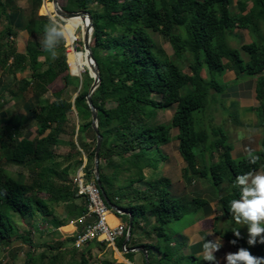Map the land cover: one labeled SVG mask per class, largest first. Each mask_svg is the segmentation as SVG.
I'll return each mask as SVG.
<instances>
[{"label": "trees", "instance_id": "1", "mask_svg": "<svg viewBox=\"0 0 264 264\" xmlns=\"http://www.w3.org/2000/svg\"><path fill=\"white\" fill-rule=\"evenodd\" d=\"M251 2L249 9L246 2L241 3L240 11L232 8L233 0H66L62 6L88 11L93 17L91 47L101 81L92 99L104 138L100 181L109 198L134 215L128 247L147 248L151 264H210L202 256L183 253V247L173 243L167 225L192 210L209 206L215 197L219 198L227 221L233 224L230 201L240 198L239 188L234 186L236 177L264 168V43L254 39L241 49L229 43L236 28L256 32L261 23L264 26V0ZM32 3L30 16L21 15L18 21L20 14L13 9V0H0V67L15 78L17 72L29 71L17 82L16 93L17 100L25 101L26 112L8 115L0 110V246L19 239L25 243L32 241L30 229L20 230V218L34 226V219L40 216L43 222L59 227L85 213L86 201L77 194V186L70 178L75 158H83L85 153L87 177L95 178L96 132L87 101L94 78L87 68L81 78L71 74L65 40L57 47L55 59L43 49L41 41L50 16L43 8L44 14L38 12L43 0ZM15 26L30 36L24 52L16 46ZM155 32L169 40L173 54L157 42ZM41 54L44 60L40 59ZM187 54L192 56L188 58L189 71L179 62ZM74 62L73 59L72 66ZM229 69L237 76H251L255 82L259 101L255 111L263 129L261 148L253 153L260 157L255 165L248 163V155L242 159L233 157V146L223 128L214 130L213 139L196 117V112L206 107L212 88L219 90L223 85L217 74L223 76ZM60 76L65 87L51 92L49 85ZM72 84L77 88L74 100L63 96L65 88ZM29 91L32 95L26 99L25 93ZM171 108L174 112L169 122H157L158 111ZM32 121L37 126L34 136L24 131ZM173 129L177 130L176 135ZM173 139L178 140V151L187 162L199 153H208L211 158L219 148L223 149L218 160L199 167L185 166L182 170L189 181L194 177L210 180L214 190L215 185L228 180L232 184L230 190L219 197L196 195L186 202L172 195L170 177L149 178L147 171L159 166L153 151L161 150ZM61 157L68 161L64 167ZM6 163L25 167L27 175L7 168ZM112 165L114 170L109 173L107 168ZM133 168L135 172L130 171ZM125 169L129 180L122 184ZM121 174L122 180L116 187L115 178ZM140 182L146 187L136 186ZM122 199L127 201L123 203ZM59 209L64 212L62 217ZM117 215L129 222L128 214ZM214 219V231L227 239L235 252L243 247L253 255V246L242 234L243 239H238L237 244L231 243L237 239L234 231L242 233L240 225L234 223V231L229 224L218 229L219 217ZM124 238L125 235L117 241L121 249ZM75 239L73 235L47 244L57 250L52 254L29 250L23 264H66L62 245L74 243ZM72 250L69 254L77 260L74 264H94L86 255L90 250H82L78 259L77 249ZM136 253L128 251L125 256L133 261Z\"/></svg>", "mask_w": 264, "mask_h": 264}, {"label": "rangeland", "instance_id": "2", "mask_svg": "<svg viewBox=\"0 0 264 264\" xmlns=\"http://www.w3.org/2000/svg\"><path fill=\"white\" fill-rule=\"evenodd\" d=\"M51 2H52V0H44L38 12L40 14H44L46 12L47 14L49 13L48 15L54 16L55 18H57V16L55 15V11L52 10V3ZM245 2L248 4L247 9H249L250 6H252L251 0H233L232 8L235 11H240L241 3H245ZM65 3H66V0H59V4L61 6H63ZM32 7H33L32 0H13V9L19 11V14H20L17 18L18 21H20L21 15H23L25 17L30 16V14L32 12ZM42 8L44 9L45 12H43ZM66 22H67V20L65 22H63V24H65ZM15 28L18 30H21V28H18L17 26H15ZM77 34H79L80 37L74 43V47L76 49H77V47L83 48L84 46L82 44V42H83L82 41V30H81L80 26L77 29ZM25 35L21 34L20 43L22 46L27 47L28 40L30 39V36H28V35L25 36ZM154 36H155V39L157 40V42L162 44L163 47L167 50V52L169 54H173V52H174L173 47L167 38H165L162 34L157 33V32L154 33ZM254 39L259 41V43H264V26L262 23L260 24V29L256 32H252L247 28H236L234 30L233 34H231V36L229 37V43L231 46L241 49L242 45L244 43L252 42ZM64 43L65 44L67 43V39H65ZM60 44H62V42ZM16 46H17V44H16ZM68 47L71 48V44L65 46V53L67 52ZM242 54L245 58H247L245 51L242 50ZM66 56H67V54H66ZM187 56L188 57H184L182 59H179V62L182 65H184L185 71H189V68H188V61L189 60H188V58L189 57H190V59L192 58L191 54H187ZM87 59H88V57H87ZM88 61H89V59H88ZM91 66H92L91 63L88 62V67L91 68ZM229 70H231V69H229ZM69 71L71 72V65H70ZM75 71L77 73L81 72L76 65H75ZM203 73L205 76H208L206 70H204ZM230 75H233V74H227L224 76L217 74V76L223 81L222 82L223 85L220 87L219 90L212 88L211 93L207 99L206 107L204 109L196 112V117L199 120L200 124L202 125V126L201 125H199V126H201V128H205L206 130H208L209 133L211 134V138H213V139L215 138V135H214L215 129L217 130L220 127L221 129L223 128L226 133H228V130H231L233 128L231 126V123H230V121H232V119H236V117H238L241 120H246L244 118L245 116H250L251 119H253L254 117L257 116L255 112L252 115L250 113H248L247 112L248 110L243 109L241 107V105L236 101H234L233 105L230 107L228 102L223 98V93L227 92L229 90V88L234 85V82H232V80L229 79ZM244 75H245L244 79H239L237 81V83H242L243 80H250V79L254 80L253 77L248 76L246 74H244ZM254 84H255V82H254ZM31 94H32V92L29 91V92H26L25 95L29 96ZM76 94H77L76 85L72 84V85L66 87V89L64 90L63 96H65L67 98H71L74 100V97ZM255 97H256V103L258 105L259 101H258L257 96H256V90L254 91L253 99ZM173 112H174V108L166 109V110H159L158 115H157V122H166V123L169 122V120L172 117ZM72 118L75 119L74 115H71V119ZM247 121H249V123L251 124V121L249 119ZM234 125H236V124H234ZM33 126H34L33 121L28 124V127L33 128ZM235 128H237V127L235 126ZM176 131H177L176 129H173L172 133H176ZM244 131L242 129L238 130V132H240L239 136L241 137V139L246 138V136L248 134V132H244ZM249 131H250L251 136H254L256 134L252 128H250ZM257 131H259V130L257 129ZM261 133H262V131H261ZM261 135L263 137V133ZM262 137H261L260 145L262 142ZM176 141H178V140H176ZM174 143L172 142L170 144L163 145L161 150H159V151L158 150L153 151V153L159 159V166L157 169H149V171H147L149 178H157L160 176H169L171 179L173 178V184H172V186H170V190H171L172 195L180 197L181 199H183L186 202H189V200L193 196H196V195H203V196L209 197V196H211V194H216L219 197V195H223L227 191L230 190V188L232 187V184L228 180L223 182L222 184L218 185L219 187L215 185V189L216 190L219 189L218 192H216V190H214V188L212 187L210 180L205 179V178H200V177H194V179L192 178V181H189L188 179H186L184 177L183 170L181 171V169H180L181 168L180 166L183 164H185L186 167H192L194 165L199 167V166L203 165L204 163L216 161L220 157L223 149L219 148V150H217L215 152V155L212 156L211 158L208 156V153H206V154L205 153H199L196 155V158H193L187 162L180 155L179 151H178V153L180 156L177 154V150L174 148ZM254 148L255 147H250L248 150H252V153H255V152H257V150ZM60 151L63 154L66 153L65 149H62ZM233 155L236 159H242L248 155V152L247 153H238L237 152ZM85 156L87 159V155L85 153L83 155V158H78V157L75 158V163L73 164V166L71 168L70 178L74 184H75V182H74L75 176L77 175L80 166L85 162ZM46 162H47L46 165H48L49 161H46ZM67 162H68L67 160H64L61 157V164H62L61 167H64L67 164ZM104 163H106V162L104 161ZM104 165H106V164H104ZM167 165H168V167H167ZM5 166L7 168L15 171V172L22 171L26 175L28 173V170L25 167L20 166V165H16V164H12V163H6ZM168 169H169V172H167ZM113 170H114L113 165L109 166L107 168V171H109V173H112ZM125 171H126V172H124V176H125L124 180L125 181L123 180L121 182L122 184L127 183V181L129 180V176L127 174L129 172L126 169H125ZM130 171L135 172V169L133 168ZM180 172H182V173L180 174ZM122 174L120 176H117L118 178L117 177L115 178V181L118 184L120 183V180H122V177H123ZM132 175L134 177L136 176V174H134V173H132ZM178 178L182 179V181H178ZM139 184H142V183H139ZM216 204L222 209V206H221L219 200L216 202ZM111 212L114 213L116 216H118L115 211L112 210ZM193 217H194V213H187L181 219L174 220L167 225V231L172 236L173 242H177L178 245L180 244L179 243L180 240H178V238H177V233L187 223H191ZM222 217H223V219H226L224 214ZM111 218L113 219V216H110V219ZM40 219H41L40 216L36 217V219H34V221H35L34 223L36 224L34 226H28L24 220H22L21 218L18 219L20 230H22V231H25L28 229L31 230L30 235H31L32 241L30 243H25V242H23L22 239H19V240L14 241L13 243H10L9 245H1L0 246V264H23L27 258L26 253L29 250L35 254L41 253L42 251H46L49 254H52L53 252L54 253L57 252V250L50 249L47 245V244L56 242V240L54 239L55 238L54 231L49 230L47 223L44 222L41 224ZM232 220H234V219L232 218ZM37 221H39V222H37ZM226 222H227V226L229 224V227H232V230L234 231L235 227H233V226H234V223H236V222L234 221L233 224L229 223L228 221H226ZM217 224H218L217 228L222 229L221 223L218 222ZM238 225H240V227H241V230H242L241 234L243 235L244 238H246L248 240V238H249L248 226L244 225V224H238ZM215 233L217 235H219L216 231H215ZM257 241H258L257 244L255 246H253V250H255V251L261 250V256L264 257V244L259 243V237L257 238ZM78 252L75 253V257L77 259L80 257V253H78ZM183 253H185L184 250H183ZM70 256H71L70 254L68 255V253H66V258L68 259L67 261L65 260L67 262L66 264H74V260H72V258H69ZM89 259L92 263L96 264V262H97L96 254L92 253L89 256Z\"/></svg>", "mask_w": 264, "mask_h": 264}, {"label": "crops", "instance_id": "3", "mask_svg": "<svg viewBox=\"0 0 264 264\" xmlns=\"http://www.w3.org/2000/svg\"><path fill=\"white\" fill-rule=\"evenodd\" d=\"M0 29H1V23H0ZM16 31H17V35L15 37V41L17 44V48L19 51L24 52L26 51V46H22L20 43L21 34L28 35V33L26 30H23V29L21 30L16 29ZM40 59L44 60L43 54L40 55ZM28 74H29V71H25L24 73L17 72L16 78H15L14 75L7 74L3 70V68L0 67V110L2 109L3 111H6L8 115H15L21 112H24V113L26 112L25 101L23 99L17 100L16 93H18L17 82L20 81L22 77L27 76ZM227 74H233V75H230L229 79L232 80V82H234V85L230 87L227 92L223 93V98L228 102L230 107L233 105L234 101H236L241 105L243 109H247L248 110L247 112L250 113L251 115L254 112L256 113L255 111V106L257 105L256 97L253 99L254 91H255L254 81L250 79V80H243L242 83H237L239 79H244L245 75L242 74L240 76H237V74L235 73V71H233V69L227 70V72L224 75H227ZM64 87H65V83L60 76L56 78L49 85V90L51 92H54L57 90H61ZM29 96L26 95V99L30 98ZM244 118L246 120H241L238 117H236V119H232L230 123L233 128L231 130H228V133L225 132L227 134L228 142L233 146L232 154H235L237 152L247 153L250 147H255L254 149H256L257 151L258 149L261 148L260 141H261V137H262L261 134L263 133V129H261V127L258 125L257 116L254 117L253 119H251L250 116H245ZM248 119L251 121V124L249 123V121H247ZM235 126L237 128H235ZM250 128H252L253 131H255L256 134L254 136H251L250 131H249ZM36 129H37L36 124H34L33 128L28 127V124H27L24 128V131H25V134H29V135L31 134L32 136H34L36 134ZM241 129L243 131L245 130L244 132H248L246 138L244 139H241V137L239 136L240 132H238V130H241ZM257 129L259 131H257ZM176 134H177V131L173 135H176ZM172 142L173 143L175 142L174 148L177 150V154L179 155L178 153L179 142L176 141L175 139H173ZM180 167L182 171V169L185 167V164L181 165ZM167 172H169V169L167 170ZM254 172L264 173V168H260ZM181 173L182 172H180V174ZM172 181H173V178H172ZM178 181H182V179L178 178ZM136 186H138L141 189L146 187L144 186V183L142 184L137 183ZM116 187H118L117 182H116ZM115 196L117 199L121 200L118 194H116ZM218 200L219 198L215 197L211 201V204L209 206L204 207L203 209H200L199 211L192 210L190 212V213H194L192 222L187 223L182 229H180V231H178L177 238L178 240H180L179 243L183 247L184 252L188 254L196 255V256H202V244L205 241V239L212 240V241L219 239L220 241L223 242V247L215 255L220 264H227V261L225 259L226 254L235 253V249L233 246H231V244L229 243L227 239H225L221 235H217L214 231V223H215L214 218L216 216L219 217L218 222L221 223L222 229H224L227 226V222H226L227 219H223L222 217L224 213L223 209H221L216 204ZM126 201L127 200L122 199L123 203ZM57 212L62 217V213H64L62 209H59V211ZM110 216H113V219L112 218L109 219L112 225H116L120 222L122 223L124 222L121 217L116 216L114 213H111ZM40 218H41L40 223L41 224L44 223L43 222L44 218L42 217ZM76 219H72L71 221L59 227H55L52 224L50 225L47 222L45 223H47L49 230L54 231L55 233L54 239L56 241H59V240H64L67 237L76 235V233L78 232L80 228ZM173 243L178 244L177 242H173ZM74 247L77 249L76 250L77 252L79 251L78 253H81L82 250L84 251L90 250V253L88 252L89 253L88 254L86 252L87 253L86 255H91L92 253L96 254V257H97L96 264H110V263L115 264V261L117 263H126V264H144V255L139 251H137V253L134 255V260L130 261L128 258H126L125 252L120 251L119 249H116L112 246H107L105 243H99L95 241L88 242L86 245L82 247H76L74 243H64L62 245L61 250L63 251V253H65V257H66V253H68L69 255V253L73 251L72 249H74ZM253 255L256 257H262L261 250H257V251L253 250ZM69 258H73V257L70 256ZM74 259L75 258H73V260ZM65 260L67 261L68 259L65 258ZM74 261H77V260H74Z\"/></svg>", "mask_w": 264, "mask_h": 264}, {"label": "clouds", "instance_id": "4", "mask_svg": "<svg viewBox=\"0 0 264 264\" xmlns=\"http://www.w3.org/2000/svg\"><path fill=\"white\" fill-rule=\"evenodd\" d=\"M44 38L41 46L53 59L57 56V47L62 40L69 36L66 24L60 23L54 16H50L44 28ZM260 159L253 155L252 150H248V163L255 165ZM239 188L240 198L230 201V214L237 224L248 226V245L255 246L257 238L259 243L264 244V173L246 172L238 175L235 185ZM237 239L231 241L237 244L238 239H243L239 230L234 231ZM223 247V242L219 239L215 241L205 239L202 244L203 259L210 264H219L216 253ZM227 264H264V257H256L249 250L241 247L235 253H228L225 257Z\"/></svg>", "mask_w": 264, "mask_h": 264}, {"label": "built area", "instance_id": "5", "mask_svg": "<svg viewBox=\"0 0 264 264\" xmlns=\"http://www.w3.org/2000/svg\"><path fill=\"white\" fill-rule=\"evenodd\" d=\"M56 19L62 24L66 21L58 16ZM69 44H71V48L68 47L66 52L68 57L70 51L76 49L74 47V42H69L67 40L66 46ZM69 65L71 64L69 63ZM71 74L80 78L82 77V73L79 75L74 74L72 70ZM86 163L87 159L85 156V162L80 166L74 179L75 185L77 186V194L84 197L87 207L85 213L76 219L81 228H79L76 233L74 245L76 247H82L88 242L99 241L104 242L107 246L119 249L120 251L128 252L125 251L126 247L122 246V249L118 247L117 241L120 237L124 235L126 236L129 224L128 222H120L116 225L110 223L109 219L112 213V208L105 200L96 176L92 179L87 177L85 170Z\"/></svg>", "mask_w": 264, "mask_h": 264}, {"label": "water", "instance_id": "6", "mask_svg": "<svg viewBox=\"0 0 264 264\" xmlns=\"http://www.w3.org/2000/svg\"><path fill=\"white\" fill-rule=\"evenodd\" d=\"M52 2L54 5L55 15L62 18L63 20H68L72 17L81 16L83 18V20L87 21V29H86V32L83 33L82 41H83L84 49H86L88 52L87 57L92 64L91 68H89L90 74L94 78L93 83L90 87L89 93L87 95V101H88V104L92 110V125H93L95 132H96L94 173H95L97 182L101 188L102 194H103L105 200L107 201V203L109 204V206L112 208V210L115 211L116 213H124V214L126 213L129 215L128 231H127V234H126V236L124 238V242H123V246L126 247L125 251H139L144 255L147 264H151L150 258H149V251L147 250V248H145L144 246L128 247V242H129V239L131 236V231H132V226H133L134 215L129 210H126L122 206L113 202L109 198L105 188L103 187V185L100 181V151L102 148L104 138H103V134L101 133L100 128H99L98 109L95 106L93 99H92V94L95 91V89L98 87V85L101 81V74H100V70H99V65H98L97 60L95 59V57L93 55V50L91 47V39H92L93 30H94L93 17L91 15V13H89L88 11H85V10L73 11V10L65 9L59 4V0H52Z\"/></svg>", "mask_w": 264, "mask_h": 264}, {"label": "bare ground", "instance_id": "7", "mask_svg": "<svg viewBox=\"0 0 264 264\" xmlns=\"http://www.w3.org/2000/svg\"><path fill=\"white\" fill-rule=\"evenodd\" d=\"M51 3H52V10H54L53 2H51ZM71 21H73V23H70ZM65 24L69 30V36L67 38V40L69 42L75 43L79 39V34H77V29L79 28V26L82 30V36H83V33H85L86 29H87V21L83 20V18L81 16L72 17V18L68 19ZM87 55H88V52L86 49H84V47H83V50L72 49L70 51L68 60H69V63L71 64V70L74 74H78V75L81 74V73H77L74 71L75 65L78 67V69L81 72L85 71L86 68L89 69L88 62H90V60L88 61ZM73 59L75 61L74 62V69L72 66V60Z\"/></svg>", "mask_w": 264, "mask_h": 264}]
</instances>
